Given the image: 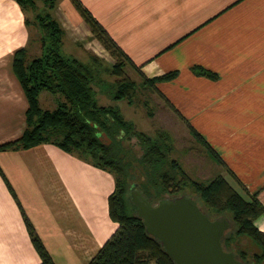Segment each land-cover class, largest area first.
<instances>
[{"label":"crops","instance_id":"0c3cea01","mask_svg":"<svg viewBox=\"0 0 264 264\" xmlns=\"http://www.w3.org/2000/svg\"><path fill=\"white\" fill-rule=\"evenodd\" d=\"M80 2L144 76L177 71L157 89L264 206V0ZM53 15L71 43L114 62L70 0H57ZM29 34L18 3L0 0V144L25 127L28 103L11 57ZM0 169V264L40 262L6 179L56 264H86L117 227L107 206L112 175L52 144L0 151ZM255 223L264 231V215Z\"/></svg>","mask_w":264,"mask_h":264},{"label":"trees","instance_id":"16d2710c","mask_svg":"<svg viewBox=\"0 0 264 264\" xmlns=\"http://www.w3.org/2000/svg\"><path fill=\"white\" fill-rule=\"evenodd\" d=\"M15 1L24 14L30 41L40 42V54L30 57V49L24 46L15 50L11 57L12 72L20 83L28 106L22 134L0 144V151L49 143L112 175L113 189L107 197V206L108 215L117 227L86 264H175L161 243L146 232L131 201L132 185L152 202L179 196L185 187L192 188L195 198L210 218L225 216L230 221L233 229L225 233L224 247L233 251L244 264H264V231L255 223L264 215L258 191L246 189L215 149L155 85L158 81L173 79L177 71L150 78L144 76L80 0L70 1L114 62L103 66L102 59L95 54H90L88 62L64 56L60 52L64 30L52 12L57 0ZM37 1L42 2V7L37 5ZM29 11L34 12L31 20L27 17ZM34 27L39 34L37 39L31 36V28ZM127 67L138 73L140 82L128 76ZM101 70L114 77L109 85L115 101L125 100L133 104L138 101L139 88L157 92L235 185L223 174L204 182L191 178L177 160L170 157L173 143L167 131L159 130L149 135L125 119L116 105L98 104L93 84L106 82L100 77ZM192 70L198 75L217 78L215 72L201 66L195 65ZM42 92L51 95L55 102L52 108L40 106ZM0 173L3 175L1 169ZM6 184L40 257L37 264H56L7 179Z\"/></svg>","mask_w":264,"mask_h":264},{"label":"rangeland","instance_id":"374dc122","mask_svg":"<svg viewBox=\"0 0 264 264\" xmlns=\"http://www.w3.org/2000/svg\"><path fill=\"white\" fill-rule=\"evenodd\" d=\"M37 5L42 7V2L37 1ZM33 15V11H29L27 13V17L30 20L33 19ZM31 31V36L36 38L38 34L37 28H31ZM82 38V42H88L86 37L83 36ZM69 40L71 39L69 38ZM69 40L65 37V35L63 36V43L60 48L62 55L67 57H77L84 62H88L90 54H95L91 50L83 48L82 45H78L73 42L71 43ZM98 43L100 42L98 41ZM39 45L40 42L38 40L35 41L34 39L27 44L26 47L30 49V57L40 54ZM33 47L35 51H31ZM97 56L102 59L101 61L103 66H110L112 64L113 60L109 57V55L103 54V56ZM126 72L135 82L138 83L141 81L140 76L134 69L127 67ZM99 74L106 82L93 84L98 104L116 105L125 119L132 121L137 129L142 130L149 135H154L159 130L167 131L171 136L173 143V150L170 153V157L176 159L191 178L204 182L217 174H223L233 185H235L230 177H228V175L224 172L222 167L218 165L204 151L203 147L190 135L187 124L177 114H175V112L157 92L151 90L150 88H139L138 101H135L133 104H128L125 100L115 101L112 99V91L109 85V82H111L114 77L105 73L103 70H101ZM42 93L40 97L42 96ZM45 98L43 97L40 101V106L42 108H52L55 105V102L53 101L50 103V100L47 101ZM179 195H187L197 201L195 198L196 193L190 187H185ZM198 204L200 205V203ZM231 229H233L232 225Z\"/></svg>","mask_w":264,"mask_h":264},{"label":"water","instance_id":"95a60500","mask_svg":"<svg viewBox=\"0 0 264 264\" xmlns=\"http://www.w3.org/2000/svg\"><path fill=\"white\" fill-rule=\"evenodd\" d=\"M130 197L146 232L161 243L175 264H244L223 245L231 229L229 220L210 218L194 198L179 195L152 202L134 185Z\"/></svg>","mask_w":264,"mask_h":264}]
</instances>
